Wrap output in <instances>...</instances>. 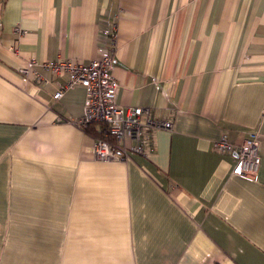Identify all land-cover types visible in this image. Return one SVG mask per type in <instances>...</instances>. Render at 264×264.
I'll return each instance as SVG.
<instances>
[{"label":"crops","instance_id":"crops-1","mask_svg":"<svg viewBox=\"0 0 264 264\" xmlns=\"http://www.w3.org/2000/svg\"><path fill=\"white\" fill-rule=\"evenodd\" d=\"M112 28L117 102L172 129L98 160L85 87L19 68L88 63ZM252 131L257 180L213 147ZM0 264H264V0H0Z\"/></svg>","mask_w":264,"mask_h":264},{"label":"built area","instance_id":"built-area-1","mask_svg":"<svg viewBox=\"0 0 264 264\" xmlns=\"http://www.w3.org/2000/svg\"><path fill=\"white\" fill-rule=\"evenodd\" d=\"M105 44L100 56L88 63L71 58L50 59L44 62L31 60L19 68L20 76L27 80L32 74L41 77L39 68L56 74H67L53 97L59 99L76 84L85 87L84 114L74 122L85 129L91 124H101L106 138H97L93 153L98 160H125L131 153L146 155L153 150L151 137L154 130L172 129L170 120L154 117L150 107L123 106L117 102L119 83L113 74L114 53L118 41L116 28L106 29ZM213 147L221 153L235 154L233 172L257 180L261 165L260 133L252 131L241 142H230L227 134L214 141Z\"/></svg>","mask_w":264,"mask_h":264},{"label":"trees","instance_id":"trees-1","mask_svg":"<svg viewBox=\"0 0 264 264\" xmlns=\"http://www.w3.org/2000/svg\"><path fill=\"white\" fill-rule=\"evenodd\" d=\"M94 125L95 124H91L89 125L87 128H85V130L89 131L90 133H92L96 139L97 138H106V135H105V130L103 128V126H101V128L97 131V132H94L93 129H94Z\"/></svg>","mask_w":264,"mask_h":264}]
</instances>
